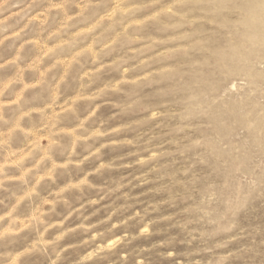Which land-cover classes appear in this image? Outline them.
<instances>
[{
	"label": "clouds",
	"instance_id": "clouds-1",
	"mask_svg": "<svg viewBox=\"0 0 264 264\" xmlns=\"http://www.w3.org/2000/svg\"><path fill=\"white\" fill-rule=\"evenodd\" d=\"M153 87L158 99L149 102L140 92ZM108 104L116 111L101 118ZM136 112L143 115L109 126ZM149 124L160 131L147 139H110ZM119 145L136 159H101ZM148 165L134 179L149 183L157 173L163 203L190 201L177 223L189 245L198 243L180 259L172 240L160 241L163 260L264 264V225L238 222L264 197V0H0V264H151L148 248L123 250L152 234L150 221L115 233L147 209L98 230L131 207L122 192L131 181L90 179ZM92 191L98 199L73 206ZM118 192L126 203L86 223L95 214L83 215L86 206ZM74 214L81 222L66 226ZM77 232L81 240L65 243Z\"/></svg>",
	"mask_w": 264,
	"mask_h": 264
},
{
	"label": "rangeland",
	"instance_id": "rangeland-1",
	"mask_svg": "<svg viewBox=\"0 0 264 264\" xmlns=\"http://www.w3.org/2000/svg\"><path fill=\"white\" fill-rule=\"evenodd\" d=\"M115 76L116 74H111ZM106 78H109L106 76ZM74 87V86H73ZM154 91L153 88H145L140 92L141 96L148 97L149 102H156L158 98L153 97L152 93ZM66 95L72 94V89H68L65 93ZM113 100H122L123 97H112ZM116 109H114L111 104L106 105L100 110L101 118H107L110 116ZM143 115L142 113H127L121 115L116 120H112L109 122V126H114L119 123H127L136 119H139ZM150 129L153 131H160V129H152V125H146L145 127L133 131H129L127 133L121 134L119 137H111L110 139H121L123 136H134L137 132L145 133L143 139L148 138V134L150 133ZM163 139H167V137H163ZM158 142V141H154ZM167 147V145H166ZM133 151V149L128 145H119L114 148H106L103 150L101 159L104 161L116 160L118 163H126L131 162L136 159L135 156H130L128 153ZM58 159H62V157H57ZM165 159H171L170 157ZM163 162V161H162ZM98 161L92 160L83 165V167L79 170H72L73 177H79L84 174L85 171H88L96 166ZM146 167H125L113 169L111 171H106L101 176H92L90 179L98 184V185H111L114 180H118L121 177H124L122 182L131 181V184L122 189L123 193H128L129 199L127 200L128 204H131V207L126 208L118 212L116 215L112 217V221H109L108 224H100L98 226L99 229L107 228L111 222L122 220L132 214L135 210H140L144 212L147 209V212L143 216V220L139 218L129 220L126 225L121 226L115 230L116 234H121L123 232H128L129 234H135L138 228L144 222H151V230L152 234L148 237L139 238L133 240L124 251L135 250L139 248H148L149 251L145 253L147 257L150 258L151 264H170L169 261L163 260L159 255L160 252H165L168 249L162 247H154L158 245L160 241L172 240L171 247L177 252L178 257L183 259V253L186 251H190L192 248L198 246V243H193L189 245L187 243L188 237L186 233L179 227L178 221L184 220L185 215L183 213V209L187 206L190 201H180L177 200L175 204L163 203L168 199L167 192H158L155 189L159 186V184L164 183L165 181L155 180L157 173H150V176L153 177V180L149 183L140 184L134 177L144 173L147 171ZM68 180V176L64 175L57 178L56 184H48L42 187V194H47L48 191L55 188L58 184H63ZM98 193L95 191L87 193L85 196L81 197L79 201L74 200L73 206H76L79 203H83L84 200L90 198H99ZM126 203L124 200L122 193H114L105 199L101 200L98 204L86 206L83 210V215H89L91 213H95L94 215H90V219L86 221V223H94L100 220H103L109 212L112 211L113 208L118 207L121 204ZM58 212L61 214L58 217L54 218H62L64 214H66V210L63 208H58ZM81 222V217L77 215H73L67 222L66 226H73L79 224ZM238 222L242 228H250L257 225H264V197H257L248 208L242 212L238 217ZM84 234L77 232L70 236L65 243H74L83 238ZM237 244H233L232 247H236ZM82 251V249H77L75 252ZM73 252V255H75ZM115 259V257H110L106 260H99L97 264H111V260ZM37 264H46V261L42 258H38Z\"/></svg>",
	"mask_w": 264,
	"mask_h": 264
}]
</instances>
